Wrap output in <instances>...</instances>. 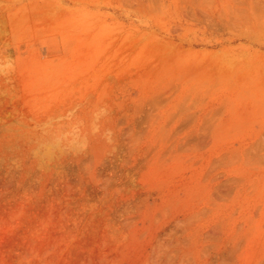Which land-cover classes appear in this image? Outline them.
<instances>
[{
	"label": "rangeland",
	"instance_id": "374dc122",
	"mask_svg": "<svg viewBox=\"0 0 264 264\" xmlns=\"http://www.w3.org/2000/svg\"><path fill=\"white\" fill-rule=\"evenodd\" d=\"M29 1L0 0V264H264V0Z\"/></svg>",
	"mask_w": 264,
	"mask_h": 264
},
{
	"label": "bare ground",
	"instance_id": "6f19581e",
	"mask_svg": "<svg viewBox=\"0 0 264 264\" xmlns=\"http://www.w3.org/2000/svg\"><path fill=\"white\" fill-rule=\"evenodd\" d=\"M28 1H29V0H28ZM35 1H36V0H35ZM35 1H34V2H35ZM61 1H63V0H61ZM69 1H73V0H69ZM74 1H75V0H74ZM29 2H31V1H29ZM32 2H33V1H32ZM25 3H26V2H25ZM25 3H24V4H25ZM27 3H28V2H27ZM35 3H36V2H35ZM54 3H55V2H54ZM86 3H87V2H86ZM29 4H30V3H29ZM29 4H28V5H29ZM44 4H45V3H44ZM44 4H43V5H44ZM56 4H57V3H56ZM2 5H3V4H2ZM32 5H33V3H32ZM34 5H35V4H34ZM45 5H46V4H45ZM45 5H44V7H45ZM51 5H52V4H51ZM0 6H1V5H0ZM41 6H42V5H41ZM41 6H40V7H41ZM48 6H49V5H48ZM53 6H54V5H53ZM4 7H5V6H4ZM6 7H8V6H6ZM32 7H34V6H32ZM32 7H31V8H32ZM36 7H38V5H36ZM55 7H56V6H55ZM41 8H42V7H41ZM20 9H21V8H20ZM29 9H30V8H29ZM32 9H33V8H32ZM34 9H36V8H34ZM54 9L56 10V8H54ZM75 9H77V8H75ZM75 9H74V10H75ZM81 9H82V8H81ZM9 10H10V9H9ZM23 10H24V9H23ZM36 10H38V8H37ZM39 10H40V9H39ZM43 10H45V8H43ZM47 10H49V9L47 8ZM47 10H46V12H47ZM52 10H53V9H51V11H50L51 13L53 12ZM69 10H70V9H69ZM17 11L20 12V10H19L18 8H17ZM32 11H33V10H32ZM62 11H63V9H62ZM84 11H85V10H84ZM1 12H2V11H1ZM1 12H0V13H1ZM5 12H6V11H5ZM9 12H10V11H9ZM27 12H28V11H27ZM30 12H31V11H30ZM41 12H42V10H41ZM77 12H78V10H77ZM25 13H26V11H25ZM48 13H49V12H48ZM60 13H61V12H60ZM60 13H59V14H60ZM64 13H65V12H64ZM4 14H5V13H4ZM17 14H18V13L16 12L15 17L17 16ZM20 14H21V13H20ZM30 14H32V13H30ZM37 14H38V13H37ZM37 14H36V15H37ZM39 14H40V13H39ZM42 14H43V13H42ZM62 14H63V13H62ZM49 15H50V14H49ZM66 15H67V14H66ZM68 15H69V14H68ZM6 16H7V15H6ZM11 16H12V15H11ZM18 16H19V15H18ZM51 16H52V15H51ZM54 16H55V14H54ZM7 17H8V16H7ZM25 17H26V15H25ZM31 17H32V16H31ZM38 17H40V15H39ZM43 17H44V16H43ZM56 17H57V16H56ZM65 17H66V16H65ZM11 18H12V17H10V19H11ZM26 18H27V17H26ZM26 18H25V20H26ZM67 18H68V17H67ZM67 18H66V19H67ZM6 19H7V18H6ZM34 19H36V18H34ZM40 19H41V17H40ZM42 19H44V18H42ZM46 19H48V16H47ZM49 19H50V18H49ZM57 19H58V18H57ZM59 19H60V18H59ZM59 19H58V20H59ZM68 19H69V18H68ZM78 19H79V18H78ZM13 20H14V19H13ZM25 20H24V22H25ZM60 20H61V19H60ZM62 20H63V19H62ZM62 20H61V21H62ZM9 21H10V20H9ZM20 21H21V19H20ZM27 21H28V20H27ZM34 21H35V20H34ZM40 21H41V20H40ZM44 21H45V20H44ZM48 21H49V20H48ZM54 21H56L55 18H54ZM64 21H67V20H64ZM64 21H62V23H63ZM36 22H38V21H36ZM49 22H51V21H49ZM57 22H58V21H57ZM67 22H68V21H67ZM12 23H13V21H12ZM12 23H11V24H12ZM55 23H56V22H54V24H55ZM8 24H9V23H8ZM16 24H17V23H16ZM16 24H15V25H16ZM27 24H28V23H27ZM44 24H45V23H44ZM49 24H52V23H49ZM59 24H61V23H59ZM59 24H58V25H59ZM63 24H64V23H63ZM80 24H81V23H80ZM69 25H70V24H69ZM69 25H68V27H69ZM29 26H30V25H29ZM41 26H42V25H41ZM43 26H44V25H43ZM50 26H51V25H50ZM62 26H63V25H62ZM64 26H65V24H64ZM70 26H71V25H70ZM73 26H74V25H73ZM17 27H18V26H17ZM51 27H52V26H51ZM20 28H21V26H20ZM47 28H48V27H47ZM53 28H54V27H53ZM58 28H59V27H58ZM58 28H57V29H58ZM64 28H65V27H64ZM66 28H67V26H66ZM50 29H51V28H50ZM55 29H56V28H55ZM59 29H60V28H59ZM59 29H58V30H59ZM62 29H63V28H62ZM74 29H75V28H73L72 31H74ZM78 30H79V28H78ZM81 30H82V29H81ZM46 31H47V30H46ZM65 31H66V30H65ZM65 31H63V33H64ZM72 31H71V32H72ZM53 32H54V31H53ZM55 32H56V31H55ZM55 32H54V33H55ZM71 32H70V33H71ZM77 32H78V31H77ZM49 33H50V32H49ZM72 33H73V32H72ZM72 33H71V34H72ZM81 33H82V32H81ZM41 34H42V33H41ZM52 34H53V33H52ZM60 34H61V33H60ZM37 36H38V35H37ZM63 37H64V35H63ZM63 37H62V38H63ZM67 38H68V37H67ZM67 40H69V39H67ZM67 40H66V41H67ZM71 40H72V39H71ZM71 40H69V41H71ZM62 41H63V40H62ZM73 42H74V41H73ZM74 43H75V42H74ZM87 44H88V43H87ZM66 47H67V46H66ZM71 47H72V46H71ZM67 48H69V46H68ZM69 52H70V50H69ZM65 53L68 54L67 51H66ZM54 65H55V64H54Z\"/></svg>",
	"mask_w": 264,
	"mask_h": 264
},
{
	"label": "clouds",
	"instance_id": "9594fccd",
	"mask_svg": "<svg viewBox=\"0 0 264 264\" xmlns=\"http://www.w3.org/2000/svg\"><path fill=\"white\" fill-rule=\"evenodd\" d=\"M12 70L13 63L11 58H0V76L8 75Z\"/></svg>",
	"mask_w": 264,
	"mask_h": 264
}]
</instances>
